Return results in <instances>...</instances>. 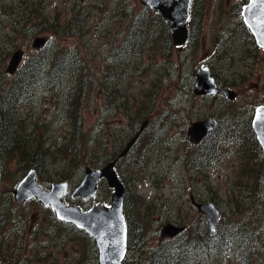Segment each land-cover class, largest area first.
Returning a JSON list of instances; mask_svg holds the SVG:
<instances>
[{"label":"rangeland","instance_id":"374dc122","mask_svg":"<svg viewBox=\"0 0 264 264\" xmlns=\"http://www.w3.org/2000/svg\"><path fill=\"white\" fill-rule=\"evenodd\" d=\"M38 1L0 0V84L13 77L7 68L16 50L23 51L19 67L42 48L49 52L47 68L56 49L68 54L62 92L43 78L34 96L12 106L15 121L48 156L38 179L46 187L55 180L75 187L87 166L115 159L146 122L131 153L116 165L128 180V199L136 200L126 212L131 233L124 264H152V251L169 238L162 233L167 222L187 225L175 248L185 264H264V188L250 190L252 175L261 174L251 161L264 162L251 125L255 107L264 103V48L243 21L247 0H193V36L181 47L168 22L152 18L141 0H43L44 15L55 26L39 34L25 17L27 6ZM135 19L144 27H132ZM36 36L47 41L35 47ZM204 62L238 92L235 98L195 91ZM74 88L83 94L79 119L70 108ZM210 116L218 119L208 140L215 150L201 161L196 154L207 143L193 142L188 131L192 121ZM77 127L82 139L75 144ZM27 171L15 156L0 180V264H100L86 231L60 222L36 198L16 201L13 188ZM112 192L102 179L94 197L67 198L87 208L110 204ZM193 197L220 208L223 247L208 251L194 240L210 228Z\"/></svg>","mask_w":264,"mask_h":264},{"label":"water","instance_id":"95a60500","mask_svg":"<svg viewBox=\"0 0 264 264\" xmlns=\"http://www.w3.org/2000/svg\"><path fill=\"white\" fill-rule=\"evenodd\" d=\"M141 1L160 13L168 22L175 45L182 46L189 41L193 0ZM242 17L251 29L258 45L264 48V0H248L244 3ZM46 41V36H36L34 46L40 47ZM22 58V50H16L13 53L7 68L10 73H15ZM195 86V91L201 94H220L231 99L238 94L231 87L222 85L212 73L210 66L206 64L197 69ZM216 122L215 117L192 121L188 131L190 139L196 143L200 142L213 130ZM145 125L146 122L115 159L99 167L87 166L83 179L73 188L67 180H55L52 181L50 187H46L38 179L37 168H29L13 188L16 201L24 202L36 198L43 205L50 206L59 219L73 223L93 237L98 246L100 264H123L128 251L129 233L124 209L126 183L119 175L116 164L131 150ZM252 125L264 149V103L256 106ZM102 179H106L109 186L113 187L110 204L94 202L91 206L83 208L78 203H70L66 198L70 192L72 198L88 199L95 196ZM192 200L198 206L199 211L205 214L210 229L215 232L221 215L220 208L213 201H197L194 197ZM186 227V224L167 222L162 228V233L164 236L173 237L183 232Z\"/></svg>","mask_w":264,"mask_h":264},{"label":"trees","instance_id":"16d2710c","mask_svg":"<svg viewBox=\"0 0 264 264\" xmlns=\"http://www.w3.org/2000/svg\"><path fill=\"white\" fill-rule=\"evenodd\" d=\"M123 9L125 10L124 6ZM44 13L45 7L43 0H39L38 2L32 3L27 6L25 17L27 18V20L33 22L32 27H30L32 33L39 34L41 32L47 31L49 28L51 31V27L55 26L54 20H50L49 18H47ZM152 15V18L156 17L160 19L161 22L165 24V26L167 25V22L164 20L161 14L152 10L151 16ZM44 21L46 23H44ZM132 25V27L134 28H138V26L144 27L143 21L141 19H135V23H132ZM193 32L194 31L192 29V36ZM169 34L167 33L166 35L169 36ZM48 54L49 52L47 50L45 51L44 48H42L37 55L26 58L24 64L15 71L10 81L6 80L2 84H0V180L5 169V163L13 160L15 156L23 158V162L27 165V169L31 167L39 168L40 165H43L48 160V156H45V152L42 151L41 142L37 141V143H35V139H31L32 134L30 133L27 135L25 130L20 126L19 122L15 121L14 112L12 111V106L14 104L21 101L23 98L34 96L37 93L39 85L43 78H46L47 80V87H53V90L57 91V93L62 92V80L66 71L65 66L68 62V54L67 52L62 53L60 50L56 49L52 54V57L49 61V66L47 68ZM3 73L4 69L2 73H0V76ZM1 80L2 79L0 78V81ZM70 97V108L76 111L75 115H77L79 119L82 106L84 105L82 100L83 94H80L79 90L77 88H74L70 93ZM76 123L78 125V123L80 122L77 121ZM36 135L38 137L39 134L36 133ZM81 139L82 132L77 127L76 134L72 137V142L77 144V142L81 141ZM210 139L211 134L201 142L202 144L207 143L206 149L200 150V153L196 154V157L202 159L201 161H205L207 159L209 160L211 158L212 152L215 150V147H213L208 141ZM40 140L43 141L44 137L40 138ZM253 142V145L257 146L258 151L263 155V158L264 150L259 144L255 135ZM124 146L122 147V149L124 148ZM211 146L213 148H211ZM133 148L128 152V155L131 153ZM255 156L256 154L253 153V158H255ZM111 158L112 157H110V159ZM89 163L94 165V163L92 162ZM251 163L254 165V168L252 169H254L255 172H259V168L261 170V174L259 173L252 175L253 181L250 185V190L252 188L255 189L257 186L256 190L262 191L264 188V162L261 161L259 166H257L258 162L251 161ZM249 166L250 163L246 165V167ZM124 181L127 184L125 194V212H127L129 202L130 205H132L134 202H136V200L133 201L134 199H128V180L124 179ZM59 221L64 222L61 220ZM128 225L130 226L129 221ZM146 226L147 223L143 227L146 228ZM184 232L180 233L177 236L169 237L166 240L160 242V245L152 251V264H174V261L180 264H185L183 263L184 254L181 251V248H179L178 252H176L175 254V248L177 247L176 240L181 238L184 235ZM130 233L131 231L129 227V235ZM244 235L245 234H242V237H244ZM224 237H226V234L222 233L217 228L215 232L209 229L207 233L204 234V236L200 238L195 237L194 240L198 241L202 245H208V251H211L216 249V247H223L225 242ZM176 256L177 258H175ZM0 260H4L2 254L0 255ZM244 261L249 263L250 260L247 257L244 259ZM250 263L253 264L252 261Z\"/></svg>","mask_w":264,"mask_h":264},{"label":"flooded vegetation","instance_id":"af4514ba","mask_svg":"<svg viewBox=\"0 0 264 264\" xmlns=\"http://www.w3.org/2000/svg\"><path fill=\"white\" fill-rule=\"evenodd\" d=\"M193 8H194V5H193ZM242 8H243V5H242ZM241 13H242V10H241Z\"/></svg>","mask_w":264,"mask_h":264}]
</instances>
